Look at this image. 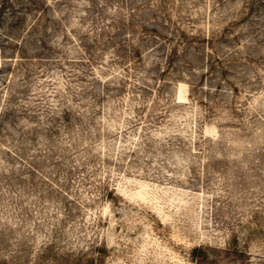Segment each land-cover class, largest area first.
<instances>
[{"label": "rangeland", "instance_id": "1", "mask_svg": "<svg viewBox=\"0 0 264 264\" xmlns=\"http://www.w3.org/2000/svg\"><path fill=\"white\" fill-rule=\"evenodd\" d=\"M0 264H264V0H0Z\"/></svg>", "mask_w": 264, "mask_h": 264}, {"label": "trees", "instance_id": "2", "mask_svg": "<svg viewBox=\"0 0 264 264\" xmlns=\"http://www.w3.org/2000/svg\"><path fill=\"white\" fill-rule=\"evenodd\" d=\"M204 256H206L205 254H203Z\"/></svg>", "mask_w": 264, "mask_h": 264}]
</instances>
